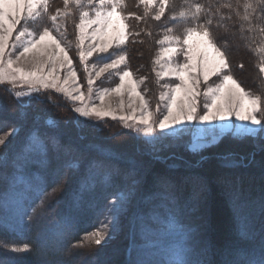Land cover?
<instances>
[{
	"label": "trees",
	"instance_id": "1",
	"mask_svg": "<svg viewBox=\"0 0 264 264\" xmlns=\"http://www.w3.org/2000/svg\"><path fill=\"white\" fill-rule=\"evenodd\" d=\"M246 2L255 3V0H190L191 5L199 3L204 8L200 19L193 24L205 23V16L212 21L209 27L213 39L225 52L230 73L251 94L253 89L242 76L246 66L252 65L259 73L263 63L264 13L257 7L249 13L248 21L243 20ZM63 4V0H49V15L62 10ZM144 13L145 7L138 0H124L122 14L128 17L124 20L128 39L115 55H125V64L120 69L132 72L137 80L143 79L141 91L153 101L158 92L154 56L166 28L173 27L164 18L154 20L153 13L142 20L136 19L144 17ZM70 16H66L64 24L68 42L76 35V23L71 25ZM180 20V32H183L190 25L185 18ZM178 32L172 30L171 34L182 35ZM37 95L39 100L34 98ZM13 127L19 129L23 139L12 152L11 145L4 148L12 158L0 164V195L22 176L23 182L17 183L14 191L23 197L24 210L31 213L35 208L36 214L31 221L25 216L21 223L8 210L0 208V264H135L137 254L134 249L129 254V249L135 243L136 219L128 225L120 246L97 248L82 244L87 237L85 233L102 226L111 201L131 183V177L125 179V176L133 167L141 181L139 208L161 191L158 178L167 177L174 185L170 192L176 196L177 203L171 205L162 199L160 207L167 217L171 210L182 224L196 229L200 247L210 249L214 264H223L225 260L230 264H247L264 252V145L257 146L263 140L228 135L223 137L227 141L224 139L214 147L194 153L184 145L185 139L178 138L169 140L173 145L158 155L153 156L151 150L141 155L142 140L135 132L119 129L108 136V126H101L99 135L87 136L89 133L84 131L80 119L60 96L41 91L33 94V98L19 99L0 87V135ZM32 131L45 140L47 156L36 159H46L47 164L31 163L21 171L14 161ZM112 140L119 141L120 146L127 145L133 156L128 157L127 151L116 155L117 149H110L112 155H104L101 145ZM225 155L228 161L223 159ZM157 156L165 158L164 162L155 159ZM93 161L104 162L105 166L99 169L96 185L81 192L80 181ZM227 162H235L236 166L225 167ZM73 164L78 167H72ZM171 164L178 167L170 168ZM114 169L119 174H114L109 183H103L104 175ZM202 189L201 203L198 197ZM234 207L239 208V219ZM150 239H159L165 247L173 242V237L160 233ZM12 245H28L32 251L17 254L6 247ZM152 264H166L165 254L154 256Z\"/></svg>",
	"mask_w": 264,
	"mask_h": 264
},
{
	"label": "snow or ice",
	"instance_id": "2",
	"mask_svg": "<svg viewBox=\"0 0 264 264\" xmlns=\"http://www.w3.org/2000/svg\"><path fill=\"white\" fill-rule=\"evenodd\" d=\"M141 3L145 6V13L144 17L137 16V20L151 15L154 9L153 19L161 21V18L165 16L169 0H141ZM70 4L82 8L83 0H64V9H58L54 15H49V0H0V86L11 85L14 88L18 83L27 84L28 91L16 92L17 98L21 96L33 98V94H40L41 90H55L69 100L81 103L80 107L75 108V112L81 117H95L97 120L110 117L122 122L124 128L135 129L145 135H152L157 130L165 133L168 129L197 122L210 125L198 131L201 138L211 136L212 142L215 143L226 132L232 131L233 127L217 125L214 122L235 117L236 121L242 123L235 126L234 137L264 138V100L260 96H253L247 92L230 73L226 54L213 39L212 30L209 27L212 21L205 16V23L193 24V21H198L200 14L204 12V8L199 3L192 5L188 11L179 12V17L185 18L190 25L184 28L182 35H172V30L168 28L164 38L159 41L161 45L168 43L170 46L163 48L155 60L156 64H161L162 59L166 61L164 65H161L163 71L157 72L156 76L158 78L174 77V82L162 85L166 89L159 95V101L164 107L163 112L159 104L155 112L150 110L148 101L138 91V84L143 80L134 81L133 73L123 69L117 73L119 83L98 92L99 104L84 103L86 97L81 91V83L77 82V70L73 66V60L69 57L66 47L61 46L62 42L53 35L50 26L40 22L42 16H47L52 25L59 30L60 25L56 21L59 17L71 15L68 10ZM88 5L90 10L80 11L79 22L75 25V29L78 32L76 40L78 63L83 65V72L87 74L84 86L87 88V98L91 99L95 79L104 77L105 73L115 71L125 64V55H118V58L111 59L110 63H105L102 62L101 54L126 44L128 34L125 29L128 25L123 24L122 21L127 20L128 17L122 14L124 0H88ZM257 7L261 13H264V0H255V3L246 2L243 20L248 21L249 13L254 12ZM170 19L171 22H175L177 16L173 15ZM32 25L37 26L33 31H29L28 28ZM24 37L28 38L22 39ZM86 40L89 43L85 47ZM9 41L14 42L10 44ZM13 49L18 51V55ZM94 55L100 59L93 62L94 66L90 70L89 58ZM175 57H182V62L175 60ZM28 60H31L32 67L26 70L23 62ZM101 63L102 66H96ZM61 69L64 70L63 77L60 75ZM259 71L264 73V64L260 66ZM212 77H217V80L210 84ZM202 84L204 88L201 92ZM125 92L130 97L128 107L131 108V113L117 115L115 110L104 107L106 96L122 97ZM201 96L203 103L200 101ZM34 98L39 100L38 95ZM131 98L138 99L139 105L134 106L135 100ZM123 109L124 102L121 99V112ZM48 123L52 121L49 120ZM188 131L190 129L187 127L177 128L175 135L179 136ZM18 133L19 129L13 127L11 135L16 136ZM9 142L6 138H0V145H7ZM55 143L56 141L53 140V144ZM47 152L45 140L36 131H32L26 137L21 151L16 155L15 166L23 171L31 163L46 165V159L39 161L36 157H46ZM155 159L162 162L165 160L159 156ZM223 159L228 161V156L225 155ZM104 166V162L97 161L87 166L79 184L81 192L88 191L96 185L99 169ZM224 166L236 165L235 162H227ZM72 167H78V165L73 164ZM169 167L175 168L178 165L171 164ZM114 174H119V170L114 169L106 173L103 183H109ZM130 177L131 183L127 191H121L118 204L110 206L107 217L101 222L102 227L92 233H85L95 245L106 244L107 240L112 238V232L118 226L119 215L135 195L137 186L141 182L136 178L135 167L126 174L125 179ZM20 182H23L22 176L17 177L9 190L0 195V208L5 210L12 208L23 223L25 216L29 221L32 220L36 209L33 208L31 213L24 210L23 197L14 191L16 184ZM157 185L161 191L154 193L153 197L175 205L177 198L170 192L174 186L172 182L167 177H159ZM40 191L42 192L43 189ZM10 192L13 194L9 195ZM42 203L43 200H41ZM233 210L239 219V208L234 207ZM141 233L146 242L141 245L133 243L129 249V254L132 249H137L135 264H152V258L161 252L166 256V264H214L209 255L210 249L200 247V241L196 238V229L182 224L171 210L168 212L165 229L161 232V235L173 237L171 244L165 247L159 239H150L149 236H155L156 232L147 226H141ZM6 247L17 254H28L32 251L28 245ZM37 255L39 257L40 253ZM223 264H230V262L225 260ZM247 264H264V252L248 260Z\"/></svg>",
	"mask_w": 264,
	"mask_h": 264
},
{
	"label": "rangeland",
	"instance_id": "3",
	"mask_svg": "<svg viewBox=\"0 0 264 264\" xmlns=\"http://www.w3.org/2000/svg\"><path fill=\"white\" fill-rule=\"evenodd\" d=\"M138 2L141 5L144 6V4L141 3V0H138ZM191 6L192 5L190 4V0H169V5L166 7L165 16L162 17V18L168 20V22L169 21L171 22L170 18L173 15L177 16V20L175 22H171L170 23L171 26L173 27L172 29L171 28L170 29L173 30V32H178V31L180 32V30L182 29L181 28L182 21L180 20L181 18L178 15L179 12L180 11H188L191 8ZM68 10L71 13V16H70L71 25L75 24V23L77 24L79 22L80 11L81 10H90L89 5H88V0H83V7L82 8L77 7V5H75V4H70ZM154 11L155 10L153 9L152 10V13H153L152 17L154 16ZM54 14H56V13H54ZM40 22L50 26L52 31H53V35L56 36V38L62 42L61 46L62 47H66V50L68 51L69 57L73 60V66L77 70V82L81 83V91L85 94V97H86V100H85L84 103H87L89 105H91V104H99V100L97 99L98 92L102 91V90H104L106 88L114 87L115 84L119 83L117 73L121 70L120 68L122 66H124V64H122L120 66V68L115 70V71H110L109 73H105L104 77L95 79L94 86H93V93L91 95V99H88L87 98L88 97L87 88L84 86V85H86V75L87 74L83 72V65H80L78 63V55H77V52H76V40H77L78 32L76 31V35L74 34V39L72 40V42H68L66 40V35L64 33V24L66 23V17H59L57 19L56 23L58 25H60L59 30H57L55 28V26L52 25V22L47 17L42 16L40 18ZM122 23L125 24L124 21H122ZM36 26L37 25H32V27H29L28 30L29 31H33V29ZM19 27L20 26H18V28ZM168 27H170V26H168ZM72 29H73V27H72ZM166 29H168V28H166ZM125 32H126V29H125ZM180 33L182 34L183 32H180ZM164 34H166V33L164 32ZM164 34H163V37L161 38V40L164 38V36H165ZM14 35H15V33H14ZM75 36H76V38H75ZM27 38L28 37H24L22 39H27ZM13 42L14 41H9L10 44L13 43ZM88 43H89V41L86 40L85 41V47L88 45ZM168 46H170L168 43H165L163 45L158 43V49H157V51L155 53V56H154V61L153 62H154V66H155L156 86H157V91L158 92L156 91L157 92V96L155 98H153V101L152 100L150 101V99L145 96V93H143L141 91V87L144 84V80L143 79L137 80L134 77H132V79L134 81L143 80L142 83L138 84V91L148 101L150 110L153 111V112H155L158 104L160 106L161 112L164 111L163 103H161L159 101L160 93L163 92V91H166V89H164L162 87V85L165 84V83L174 82V77L166 76V77L158 78L156 76L157 72L163 71L161 65H164L166 63V61L162 59L161 60V64H156L155 60L160 55L162 49L165 48V47H168ZM117 49L118 48L114 47L113 49H110L108 53L101 54L102 58H103L102 62L110 63L111 59L118 58L119 54L115 55L117 53ZM20 50H22V48ZM13 51L18 55V51L17 50L13 49ZM263 56H264V54H263ZM98 59H100V58L95 56V55L93 57L89 58L88 67H89L90 70L94 66L93 62L98 60ZM174 59L177 60V61L182 62V57H175ZM262 64H264V60H263ZM96 66H102V63L99 64V65H96ZM23 67L26 70L31 69V67H32L31 60L24 61L23 62ZM243 69H241V70L243 71ZM243 73L244 74H243L242 78L244 77V79L247 82V85L249 87H252V89H253V91H250L251 94L253 96H258L259 95L262 98V100H264V73H261L259 71V73H260L259 74L257 69L253 68L252 65L246 66L245 67V71ZM60 75H61V77H63V75H64V70L63 69L60 70ZM260 75H261V77H260ZM257 76H258V78H257ZM216 80H217V77H212L211 80L209 81V83L211 84L212 81H216ZM175 82H178V81H175ZM70 84H71V82H70ZM0 87H5L8 92H12L14 94L16 92L25 93V92L28 91V85L27 84L18 83L14 88L11 85L0 86ZM203 88H204V85L202 84L201 85V92L203 91ZM41 91L42 92H51V93H53V94H55L57 96H60L62 98V100H64L65 105L67 107H69L70 110L73 111V112H75V108L76 107H80L81 106L80 102H73V101L69 100L67 97H65L63 94L56 93L55 90H47V91L41 90ZM256 92H261V94L257 95ZM25 97H28V96H21V97H19V99H24ZM121 99H123V102H124L123 112H121V110H120V101H121ZM131 99L135 100V105L134 106H138L139 105V100L138 99H136V98H131ZM200 101H201V103H203V97L202 96L200 97ZM129 102H130V97L128 96V94L126 92L123 94L122 97H117L115 95H108V96L105 97L104 107L106 109L107 108H111V109L115 110L117 115H121V114L127 115V114L131 113V108L128 107ZM75 114L80 119L81 126H83L84 131L86 133H89V135H87V136H90V135H93V134H96V133H97V135H99V132L102 129L101 126H103V127L108 126L106 128L108 130V131L107 130L106 131L109 132L108 136H110L112 134L111 132H113L114 130L118 131L120 129L122 131H132V132H135L140 137V139L142 140V152L143 153L141 155H146L149 152V150H151V151H153L152 152L153 156H155L156 154L158 155L159 152L161 150H164L168 145L169 146L173 145L172 143H174V142H171L169 140H175V139H178V138L185 139L183 141V143H184V145L187 146V148L191 152L200 153V152H202L203 150H205L207 148H211V147H214V146L218 145L222 140H224V139L226 140L227 138H223L224 136L230 135V136L234 137L233 136V132L235 131V126L240 125L242 123L240 121H236L235 117L231 118L230 120L215 121L214 123L217 124V125L232 126L233 130L230 131V132H226L222 137H220L218 139L217 142L213 143L211 136H203V138H201V136L199 134V131H198V130L210 127V125H207V124H198L197 122H192V124H190V125L177 126V128L187 127V128L190 129V131L182 133L179 136L175 135V133L177 132V128L168 129L165 133H161V132H159V130H157V132L153 133L152 135H145L143 132H137L135 129H126V128H124L122 122H120L118 120H113L110 117H106L104 120H97L95 117H90V118L81 117L79 115V113H76V112H75ZM54 115H55L56 118H60V116L57 113H55ZM160 118H162V116ZM113 121L117 122L118 124L115 123L114 126H111V125L114 124ZM106 122H108V123H106ZM49 124H51V123H49ZM11 132H12V130L0 135V138H6L9 141H13L11 144L7 143V145H0V164H3L4 160H8V159L12 158L9 155H7L6 150H4V148L6 146L11 145L10 148H11V152H12L13 150L16 149V147L21 145L20 141H22V139H23L22 135L20 133H18V135L12 136ZM83 135H85V134H83ZM15 138H17V140H14ZM239 138H241V137H239ZM242 138H244V137H242ZM245 138H247V137H245ZM257 139L263 140V141L259 142L257 144V146L264 145V138H257ZM114 141L115 140H112L110 144L101 145L102 146L101 149L103 150V154L104 155L105 154L112 155L110 153L111 150H115L116 151V149H117L116 155L122 154L125 151H127L128 152L127 154H130V155H128V157L131 158L133 156L132 153H129L130 152L129 151L130 148L126 149L127 145L126 146H120V144H118V143H120L119 141H115V142ZM197 145H201V147H197ZM115 151H113V152H115ZM140 184L137 186V191H136L135 195L131 198L130 203H128L126 209L119 215V217H118V221H119L118 222V226L115 229V231L112 232V238L108 239L106 244H102V245L98 246V245H95L94 243H92L89 240V238L86 237L83 240V242H82V244L84 246H86V247H97V248H102V247L111 248L112 246L118 245V244H119L118 246H120L123 243L124 233H125L128 225L134 219H136V222H137L136 223L137 229H136V236H135V244L136 245H141V244L146 242L142 238V233H141V226L142 225L143 226H147L148 228H151L153 231L156 232V234L157 233L161 234V232L165 229V222H166V220L168 218L167 215H165V213H164V209H162L160 207L161 204H162L161 203L162 199L161 198L152 197V198H150L151 199L150 200L151 202L149 201L150 203H144L143 204V208L142 209L139 208V204H140L139 203ZM127 189H128V186H127V188L124 191H127ZM203 190L204 189L201 190V193H200L201 195L198 197V200L201 201V203H202V201L204 199V194H203L204 191ZM170 191H171V189H170ZM12 194L13 193H11L10 195H12ZM119 197H120V194L117 195L111 201V203L109 204V207H108V211H109L110 206L118 204V202H119L118 198ZM7 210L9 211V213L14 218L20 220V217L18 215H16V213L14 212V210L12 208H9ZM138 211H139V214L137 216V212ZM153 237L154 236H149V238H153ZM134 250L136 252L135 254H137V249L134 248Z\"/></svg>",
	"mask_w": 264,
	"mask_h": 264
}]
</instances>
